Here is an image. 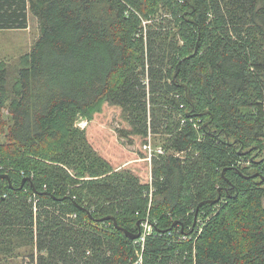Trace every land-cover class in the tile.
Returning <instances> with one entry per match:
<instances>
[{"label": "trees", "instance_id": "obj_1", "mask_svg": "<svg viewBox=\"0 0 264 264\" xmlns=\"http://www.w3.org/2000/svg\"><path fill=\"white\" fill-rule=\"evenodd\" d=\"M29 11L0 68V264H264V0H0V31ZM105 106L142 164L75 128ZM150 134L174 154L145 160Z\"/></svg>", "mask_w": 264, "mask_h": 264}, {"label": "rangeland", "instance_id": "obj_2", "mask_svg": "<svg viewBox=\"0 0 264 264\" xmlns=\"http://www.w3.org/2000/svg\"><path fill=\"white\" fill-rule=\"evenodd\" d=\"M39 37V22L30 11L29 27L26 30L0 31V68L8 71V85L10 82H15L18 70L27 64L28 56ZM121 114L120 109L105 106L103 112L95 117L96 119H94L93 123H88L86 119L80 117L75 128L87 131L90 143L103 157H107V153L115 155L114 152H116L119 161V165L115 164L116 168H124L134 164L140 165L142 163L137 161L142 157V142H144V139L140 137H131L129 139L119 137L118 129L130 128L123 120ZM5 118L10 119L8 111H5ZM149 138L154 149L165 147V150H167L168 143L164 136H153L150 134ZM4 143H6L5 135L0 132V145ZM169 153L174 154L171 150L167 152V155ZM176 155L184 157L181 154ZM247 165L246 163L243 164V166ZM141 167H145V165L135 166L133 170L135 169L139 173ZM21 255L19 256L16 253L13 257L14 259H7L5 264H23V262H26L24 252H21Z\"/></svg>", "mask_w": 264, "mask_h": 264}, {"label": "built area", "instance_id": "obj_3", "mask_svg": "<svg viewBox=\"0 0 264 264\" xmlns=\"http://www.w3.org/2000/svg\"><path fill=\"white\" fill-rule=\"evenodd\" d=\"M144 149L148 152V157L145 160H148L150 163H152L154 158H160L167 155V151L163 147L154 149L151 142L146 144ZM141 228L143 230V236L138 242L143 244L145 242L146 236H151L153 233L154 226L149 221H145L142 223Z\"/></svg>", "mask_w": 264, "mask_h": 264}, {"label": "water", "instance_id": "obj_4", "mask_svg": "<svg viewBox=\"0 0 264 264\" xmlns=\"http://www.w3.org/2000/svg\"><path fill=\"white\" fill-rule=\"evenodd\" d=\"M175 80H176V76H175V78H174V81H175ZM3 177L9 179L7 175H5V176H3ZM257 177H260V175H259V174H255V175H252L250 178H257ZM262 179H264L263 176H262ZM218 200H219V199H217L216 201L205 202V203H203V204H207V203L215 204L216 202H218ZM203 204H201V205H203ZM201 205H200V206H201ZM199 208H200V207H199ZM108 220H113V221L115 222L116 227H118V225H117V223H116V220H115L114 218H112V217H106V218H104V219H101L102 222H104V221H108ZM140 225H141V222L138 223V227H140ZM126 233H127V232H126ZM127 235H128L131 239H133V240H136V239H138V238L140 237V234H137V235H130V234L127 233Z\"/></svg>", "mask_w": 264, "mask_h": 264}]
</instances>
